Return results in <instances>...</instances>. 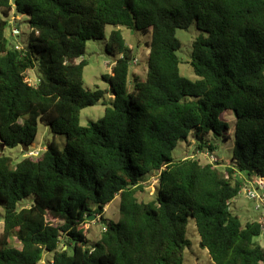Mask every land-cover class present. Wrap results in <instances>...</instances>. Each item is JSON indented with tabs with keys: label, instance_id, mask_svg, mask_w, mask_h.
Segmentation results:
<instances>
[{
	"label": "trees",
	"instance_id": "trees-1",
	"mask_svg": "<svg viewBox=\"0 0 264 264\" xmlns=\"http://www.w3.org/2000/svg\"><path fill=\"white\" fill-rule=\"evenodd\" d=\"M13 10L28 16L21 49L5 38ZM193 23L207 34L191 44L195 81L180 74L175 36ZM107 26L149 35L145 77L133 75L127 89L134 58L112 30L105 51L118 58L103 76L112 98L100 119L81 126L80 111L105 91L84 88L79 59ZM29 70L35 84L25 80ZM39 123L53 134L40 156L13 164L0 155V264H40L45 254L49 264H184L191 223L212 264H264L255 241L264 224L243 223L229 208L238 174L264 180V0H0V143L32 146ZM230 129L225 164L173 161L190 134L197 152L212 154L206 137L228 139ZM151 174L154 198L139 201ZM29 196L32 204L18 209ZM115 197L119 218L106 221ZM88 216L102 224L91 244Z\"/></svg>",
	"mask_w": 264,
	"mask_h": 264
},
{
	"label": "rangeland",
	"instance_id": "rangeland-1",
	"mask_svg": "<svg viewBox=\"0 0 264 264\" xmlns=\"http://www.w3.org/2000/svg\"><path fill=\"white\" fill-rule=\"evenodd\" d=\"M18 29V34H13V29ZM112 30H120L122 37L125 40L126 46L131 49L134 62L132 61L129 65V75L127 89L130 91L132 89V76L136 75L140 79H144L145 71L147 68V53L146 42L149 41L150 37L148 34H144L140 31L126 29L121 26H107L105 28L104 38L98 40L87 41L85 52L79 60H85L87 62L83 69V86L86 90L100 89L105 91V95L102 100L97 102L92 107L84 108L79 114V124L81 126H87L90 122L97 121L104 114V103H108L112 98L109 93V85L103 80V76L109 75L111 68L114 65L118 56L110 55L105 51V43L108 39L109 33ZM29 34L28 27V16L17 15L14 10L11 11L8 18V26L5 29V38L7 40L8 47H18L19 49L27 47V38ZM206 37L207 34L198 30L196 25L193 23L187 30H177L176 38L181 44L180 50L178 51V57L180 58V74L191 80L195 81L197 77L194 75L192 68L189 64L190 52L192 41L198 36ZM25 80L29 84H34L36 82L34 71L29 70L25 73ZM226 121L231 125L233 124L234 116L228 115L224 117ZM229 138L223 139L222 136H217L214 134H209L206 140L211 144L213 148V155L225 164L228 162L232 156L233 146H234V136L233 131L230 129ZM53 139V134L50 132L48 126L42 123L38 124L37 136L35 138L32 146L29 147L27 153L22 152L21 147L7 148L5 147L2 151L0 150V155L9 157L13 164L19 162L22 158L29 156V152H37L40 156L45 149L46 144ZM60 147L65 143L64 136H57L55 138ZM171 157L173 161H178L184 158H197L201 164L208 162L206 154L202 152H197L195 147V140L192 135L188 136L187 142H179L176 148L172 151ZM224 165H220L219 169ZM141 186L143 189L137 193V198L139 201L148 202L154 198L155 192L157 190V180L156 175L151 174L141 181ZM33 202V197L29 196L23 199L17 204V208L29 207ZM119 197L115 199L105 208L103 218L106 221H117L119 218L118 213ZM230 211L237 215L241 222L246 221H259L264 224V214L260 211H256L252 201L248 200L243 192H240L231 202ZM2 215L3 211L0 207V233L2 230ZM86 227L89 230L87 236L89 244L97 241L100 237L102 231V224L96 217L93 220L87 221ZM187 239L190 242V247L185 253L184 264H212L211 260L205 250L200 249L198 242L199 237L195 226L191 223L187 229ZM260 246L264 248V229L261 235L255 238ZM72 252V248H69V253ZM51 254L43 255L40 264H49L51 260Z\"/></svg>",
	"mask_w": 264,
	"mask_h": 264
},
{
	"label": "built area",
	"instance_id": "built-area-1",
	"mask_svg": "<svg viewBox=\"0 0 264 264\" xmlns=\"http://www.w3.org/2000/svg\"><path fill=\"white\" fill-rule=\"evenodd\" d=\"M12 33L18 34L19 30L15 28L12 30ZM205 154L207 159H209L207 163L215 164L218 161L213 154H210L208 152H206ZM37 155V152H29V156ZM237 177L242 181L240 192H243L244 196L248 200L252 201L256 211H260L261 214H264V180L260 177H252L251 179H249L241 174H238Z\"/></svg>",
	"mask_w": 264,
	"mask_h": 264
},
{
	"label": "water",
	"instance_id": "water-1",
	"mask_svg": "<svg viewBox=\"0 0 264 264\" xmlns=\"http://www.w3.org/2000/svg\"><path fill=\"white\" fill-rule=\"evenodd\" d=\"M20 147L22 148V152H24V153H27L29 151L28 146L20 145ZM4 148H5L4 145L2 143H0V150L2 151ZM94 218H95L94 216H88L87 221L93 220Z\"/></svg>",
	"mask_w": 264,
	"mask_h": 264
}]
</instances>
